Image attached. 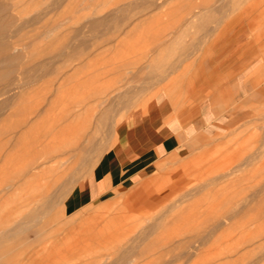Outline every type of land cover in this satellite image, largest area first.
<instances>
[{
	"label": "rangeland",
	"instance_id": "1",
	"mask_svg": "<svg viewBox=\"0 0 264 264\" xmlns=\"http://www.w3.org/2000/svg\"><path fill=\"white\" fill-rule=\"evenodd\" d=\"M4 1L3 41L19 44L3 55L51 63L24 84L3 56L19 86L0 96V264H264V0ZM164 93L176 111L219 99L235 115L146 187L86 202L108 150L98 167L156 143Z\"/></svg>",
	"mask_w": 264,
	"mask_h": 264
},
{
	"label": "crops",
	"instance_id": "2",
	"mask_svg": "<svg viewBox=\"0 0 264 264\" xmlns=\"http://www.w3.org/2000/svg\"><path fill=\"white\" fill-rule=\"evenodd\" d=\"M257 70L252 76L263 74L264 67H258ZM252 76L248 77L247 81ZM202 80L203 78L196 83V87L199 89H203ZM245 85L244 79L237 78L234 82L235 91L241 94ZM164 98L168 107L156 125L158 134L156 143L135 139L133 147L128 146L122 150L123 159L108 160L105 161L103 167H98L103 162L108 150L98 162L96 172L92 177L95 176V178L85 190L86 202L104 201L132 187H146L156 176L154 171L160 162L165 159H180L188 156L201 140L221 132V127L228 120L221 121L222 117L229 116L232 121L233 115H235L232 108L226 112L224 110L226 102L219 99L216 104L211 100H204L194 109L176 111L172 100L165 93ZM133 110L131 111L135 114V127L144 128L148 118L147 108L140 107ZM127 114L119 122L118 127L123 124Z\"/></svg>",
	"mask_w": 264,
	"mask_h": 264
},
{
	"label": "bare ground",
	"instance_id": "3",
	"mask_svg": "<svg viewBox=\"0 0 264 264\" xmlns=\"http://www.w3.org/2000/svg\"><path fill=\"white\" fill-rule=\"evenodd\" d=\"M8 1V0H7ZM9 1H11V0H9ZM8 1V2H9ZM137 1V3H138V0H136ZM147 1V0H146ZM238 1V0H237ZM12 2V1H11ZM183 2V1H182ZM4 3H6V1H4ZM13 3V2H12ZM136 3V4H137ZM140 4H141V2H139ZM139 3H138V5H139ZM147 3V2H146ZM149 3H151V2H149ZM149 3H148V5H149ZM208 3V2H207ZM155 4V3H154ZM14 5V4H13ZM131 5V4H130ZM133 5V4H132ZM131 5V6H132ZM150 5H152V4H150ZM202 5H204V6H206L205 4H202ZM201 5V6H202ZM9 5L6 3V4H3V0H0V96H3V93L8 89V87L11 85V83H17V85H18V83H19V81L18 82H16V80H14L13 78H11V79H13L12 81H11V79L10 80H8L9 78L7 77L8 75H7V73H8V71L7 70H9L10 71V69L12 70V71H17L16 72V74H21L22 75V78L24 79L23 81V83L24 84H26V83H29L30 81L32 82V81H35L36 79H38V78H40V73H41V71H42V69H46L49 65H50V63H51V61H48V60H46L44 63H39V62H34V64L33 65H31V66H29L28 65V61H27V63H25V62H22V61H20L19 59H20V57H18L17 55H14V54H12V53H10L9 52V49H8V51L6 50V54L5 55H3L4 54V52H3V48L4 49H6L7 47H9V46H16V45H18L19 44V42H17L16 43V41H13V40H15V39H13L12 40V42H10V40L7 42V41H3V38L4 37H7V36H9L10 35V32L12 33L13 31V28L12 29H9V27L8 26H6V25H3V11H6L7 13H8V9H9V7H8ZM15 6H16V3H15ZM144 6V5H143ZM153 6V5H152ZM168 6V5H167ZM217 6V5H216ZM215 6V7H216ZM48 7V6H47ZM151 7V6H150ZM157 6H156V4H155V6H154V8H156ZM193 7V6H192ZM231 7V6H230ZM122 8V7H121ZM121 8H119V9H121ZM147 8V7H146ZM202 8H203V6H202ZM49 9V8H48ZM144 9V8H143ZM172 9V8H171ZM170 9V10H171ZM173 9H175V8H173ZM172 9V10H173ZM215 9V8H214ZM217 9V8H216ZM10 10V9H9ZM148 10V9H147ZM171 10V11H172ZM196 10H198V9H196ZM237 10V9H236ZM148 11H150V10H148ZM147 11V12H148ZM215 11V10H214ZM213 11V12H214ZM141 12V11H140ZM165 12V11H164ZM205 12V11H204ZM219 12V11H218ZM136 13H138L139 14V12L137 11V12H135V15H136ZM11 14V13H10ZM144 13L142 12V15H143ZM146 14V13H145ZM167 14V13H166ZM179 14V13H178ZM189 14V13H188ZM220 15L222 14V13H219ZM224 14V13H223ZM139 15H141V13L139 14ZM185 15V14H184ZM11 16V15H10ZM138 15H136V17H137ZM181 16V15H180ZM205 16V15H204ZM207 16V15H206ZM217 16V15H216ZM12 17V16H11ZM139 17V16H138ZM141 17V16H140ZM248 17V16H247ZM132 18H133V20H134V17L132 16ZM40 19V15H36L35 17H34V21H35V23H37V21ZM129 19V18H128ZM11 20H13V19H9V21H11ZM131 20V19H130ZM193 20V19H192ZM213 20V19H212ZM217 20H218V18H217ZM220 20V19H219ZM24 21V20H23ZM129 21V20H128ZM201 21V20H200ZM101 22H103V20L101 19V20H95V21H93L92 22V25H91V27L92 28H95V27H97ZM131 22V21H130ZM129 22V23H130ZM194 22V21H193ZM207 22H208V20H207ZM209 22H211V21H209ZM209 22L207 23V25L209 24ZM29 23V22H28ZM33 23V22H32ZM34 23V24H35ZM39 23V22H38ZM6 24V23H5ZM22 24V23H21ZM102 24V23H101ZM212 22H211V26H212ZM25 25V24H24ZM104 25V24H103ZM202 25V24H201ZM179 26V25H178ZM203 26H204V24H203ZM166 27V26H165ZM170 27V26H169ZM202 27V26H201ZM10 28H11V26H10ZM20 28V27H19ZM21 29V28H20ZM212 29L213 28H211L210 30L212 31ZM217 29V28H216ZM175 30V29H174ZM15 31V30H14ZM19 32H20V30H18ZM18 33V32H17ZM176 34V33H175ZM206 34V33H205ZM170 36H171V34H170ZM12 37V36H11ZM15 36H13V38H14ZM206 37V36H205ZM173 38H175V37H173ZM9 39H10V37H9ZM7 40H8V38H7ZM10 42V43H9ZM18 54V53H17ZM3 56H6V59H8V61H9V63L11 64V67H8V69L5 71V69H4V75H3ZM21 56V55H20ZM21 57H23V56H21ZM24 59V58H23ZM17 60L20 62V63H17ZM39 63V64H38ZM15 64V65H14ZM15 74V73H14ZM15 75L16 77H20V75ZM9 75H10V73H9ZM15 76H13V77H15ZM12 77V76H11ZM170 77V76H169ZM171 78V77H170ZM18 79V78H17ZM179 80V79H178ZM177 83V81L175 82V84ZM180 83V82H179ZM181 84V83H180ZM179 85V84H178ZM19 86V85H18ZM17 86V87H18ZM17 87H13L14 89V91H16V88ZM179 88V87H178ZM11 89V91L10 92H12L13 90H12V88H10ZM17 89H19V88H17ZM186 91V90H185ZM9 93V92H8ZM13 94V93H12ZM148 107H149V104L147 103V105H146V108H147V112H148ZM3 108V99H2V101H0V109H2ZM149 113V112H148ZM242 152V151H241ZM243 153V152H242ZM239 155V154H238ZM249 157V156H248ZM251 157V156H250ZM258 168H260V167H258ZM232 175V174H231ZM233 176V175H232ZM155 180H156V178H154ZM233 179V178H232ZM241 179V178H240ZM239 179V180H240ZM241 181V180H240ZM234 184V183H233ZM238 184V183H237ZM232 186H234V185H232ZM241 186V185H240ZM256 186H258V185H256ZM262 186V185H261ZM260 185H259V187H261ZM228 187V186H227ZM236 187V186H235ZM258 187V188H259ZM241 188V187H240ZM243 188V187H242ZM253 188V187H252ZM262 188V187H261ZM255 190V189H254ZM253 189H252V192L254 191ZM259 190V189H258ZM234 191V190H233ZM237 191V190H236ZM260 191L261 190H259V192L258 193H260ZM256 191L253 193V194H255V196L257 195L256 193H257ZM255 196H254V198H255ZM264 197V196H263ZM258 199V198H257ZM257 199H255V200H257ZM249 200V199H248ZM247 200V201H248ZM251 201V200H250ZM217 202V201H216ZM219 202H220V200H219ZM260 202V201H259ZM245 203V202H244ZM246 203H250L249 201L248 202H246ZM256 203V202H255ZM254 203V204H255ZM221 204V203H220ZM242 204H243V202H242ZM253 204V205H254ZM259 204H261V203H259ZM233 205V204H232ZM247 205H249V204H247ZM252 205V208H254V206ZM244 206H245V204H244ZM233 207V206H232ZM242 207V206H241ZM247 207V206H246ZM257 207V206H256ZM261 207H263V206H261ZM261 207H259V208H261ZM230 208V207H229ZM233 210H234V208H232ZM255 209V208H254ZM230 210V209H229ZM238 210V209H237ZM257 210V209H256ZM262 210H264V208L262 209ZM231 211V210H230ZM259 211H261V210H259ZM232 212V211H231ZM233 213V212H232ZM235 213V212H234ZM254 213V212H253ZM262 213H263V211H262ZM258 214V213H257ZM228 216V215H227ZM261 216V215H260ZM226 217V216H225ZM230 217V216H229ZM264 218V217H263ZM260 221V220H259ZM247 222V221H246ZM250 222V221H249ZM260 227V225H258L257 224V227ZM263 233V232H262Z\"/></svg>",
	"mask_w": 264,
	"mask_h": 264
}]
</instances>
